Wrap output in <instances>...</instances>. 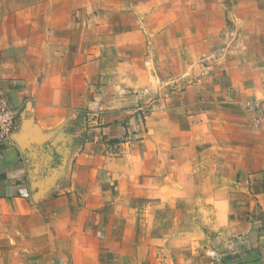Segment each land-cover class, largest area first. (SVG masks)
I'll use <instances>...</instances> for the list:
<instances>
[{
  "label": "crops",
  "instance_id": "0c3cea01",
  "mask_svg": "<svg viewBox=\"0 0 264 264\" xmlns=\"http://www.w3.org/2000/svg\"><path fill=\"white\" fill-rule=\"evenodd\" d=\"M142 24L143 30H44L35 44L9 46L14 52L0 62V91L19 121L0 147V264H99L95 227L106 229L107 213L118 207L105 196L134 180L171 184L175 173L188 180L184 264H212L211 249L229 258L219 264H264V121L250 128L239 100L264 82L262 59L236 56L230 71L240 76H223L214 92L196 84L179 94L170 88L168 52L187 47L176 30ZM182 37L189 44L188 30ZM253 40L260 44L257 34ZM147 107V122L132 137L125 124ZM82 111L94 119L90 134L67 147L46 184L36 186L30 147L58 142L57 131ZM172 194L166 189L167 201Z\"/></svg>",
  "mask_w": 264,
  "mask_h": 264
},
{
  "label": "rangeland",
  "instance_id": "374dc122",
  "mask_svg": "<svg viewBox=\"0 0 264 264\" xmlns=\"http://www.w3.org/2000/svg\"><path fill=\"white\" fill-rule=\"evenodd\" d=\"M146 19L156 30H176L181 45L187 47L183 51L175 44L174 51L168 52L169 59L174 56L169 70L171 91L182 94L200 84L205 91L214 92L223 76L241 75L230 71L236 56L242 61L262 59L257 64L263 63L260 74L264 76V0H0V62L13 55L9 48L13 42L35 44L44 30H143ZM187 30L189 44L182 37ZM255 34L260 44L253 40ZM162 72L159 67L158 73ZM252 87L255 92L246 91L239 100L248 126L257 130L264 121V82ZM240 88L237 84L231 89ZM148 117L149 107L139 108L128 118L125 127L132 137L139 135ZM93 121L92 115L82 111L57 131L62 136L58 142L30 147L36 186L46 184L52 175L46 178V169L62 161L67 147L87 138ZM166 180H134L114 196H105L118 207L107 213L110 223L106 229L95 227L96 250L103 257L99 264H184L188 229L183 223L189 213L184 212L183 199L188 180L176 173L173 183ZM168 188L173 190L169 201ZM120 237L126 240L118 241ZM208 257L212 264L229 261L214 249ZM63 261L70 264L69 259Z\"/></svg>",
  "mask_w": 264,
  "mask_h": 264
},
{
  "label": "built area",
  "instance_id": "2783aa9c",
  "mask_svg": "<svg viewBox=\"0 0 264 264\" xmlns=\"http://www.w3.org/2000/svg\"><path fill=\"white\" fill-rule=\"evenodd\" d=\"M19 121V111L12 104L10 96L0 91V147L15 133ZM56 264H66L58 260Z\"/></svg>",
  "mask_w": 264,
  "mask_h": 264
},
{
  "label": "trees",
  "instance_id": "16d2710c",
  "mask_svg": "<svg viewBox=\"0 0 264 264\" xmlns=\"http://www.w3.org/2000/svg\"><path fill=\"white\" fill-rule=\"evenodd\" d=\"M60 165H61L60 161L49 165L48 168L46 169L45 177L48 178L53 173V171L56 170Z\"/></svg>",
  "mask_w": 264,
  "mask_h": 264
}]
</instances>
